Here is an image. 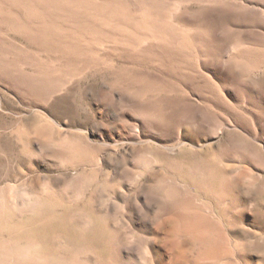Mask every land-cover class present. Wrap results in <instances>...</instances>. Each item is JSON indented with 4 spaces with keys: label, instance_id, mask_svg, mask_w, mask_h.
Instances as JSON below:
<instances>
[{
    "label": "rangeland",
    "instance_id": "rangeland-1",
    "mask_svg": "<svg viewBox=\"0 0 264 264\" xmlns=\"http://www.w3.org/2000/svg\"><path fill=\"white\" fill-rule=\"evenodd\" d=\"M0 264H264V0H0Z\"/></svg>",
    "mask_w": 264,
    "mask_h": 264
}]
</instances>
